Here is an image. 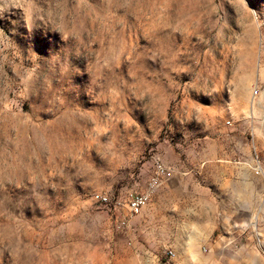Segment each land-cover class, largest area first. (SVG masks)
Wrapping results in <instances>:
<instances>
[{
	"label": "rangeland",
	"instance_id": "1",
	"mask_svg": "<svg viewBox=\"0 0 264 264\" xmlns=\"http://www.w3.org/2000/svg\"><path fill=\"white\" fill-rule=\"evenodd\" d=\"M0 264H264V0H0Z\"/></svg>",
	"mask_w": 264,
	"mask_h": 264
},
{
	"label": "built area",
	"instance_id": "2",
	"mask_svg": "<svg viewBox=\"0 0 264 264\" xmlns=\"http://www.w3.org/2000/svg\"><path fill=\"white\" fill-rule=\"evenodd\" d=\"M256 93V90L255 92ZM170 176L167 167L159 161L153 165V176L150 177L147 187L142 192L128 193L123 198L113 199L105 194L96 196L95 203L108 207L116 217H121L120 225L127 224V217L137 214L150 201L153 194L165 183Z\"/></svg>",
	"mask_w": 264,
	"mask_h": 264
}]
</instances>
